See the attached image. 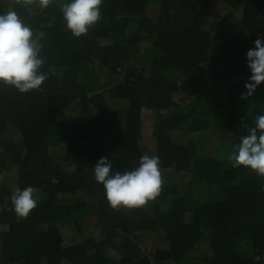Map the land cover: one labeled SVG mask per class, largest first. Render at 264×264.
Wrapping results in <instances>:
<instances>
[{
	"label": "trees",
	"instance_id": "obj_1",
	"mask_svg": "<svg viewBox=\"0 0 264 264\" xmlns=\"http://www.w3.org/2000/svg\"><path fill=\"white\" fill-rule=\"evenodd\" d=\"M55 1L0 0L32 25L47 73L28 92L0 83V264H264V175L228 159L264 111V83L240 98L264 0H103L79 37ZM95 73L108 75L102 90ZM187 89L193 104L180 110ZM143 154L160 158L161 192L111 207L96 160L123 172ZM29 185L40 197L20 217L11 196Z\"/></svg>",
	"mask_w": 264,
	"mask_h": 264
},
{
	"label": "clouds",
	"instance_id": "obj_2",
	"mask_svg": "<svg viewBox=\"0 0 264 264\" xmlns=\"http://www.w3.org/2000/svg\"><path fill=\"white\" fill-rule=\"evenodd\" d=\"M49 3L50 0H40L41 7H47ZM102 4L103 0H66L61 5L64 26L77 37L87 33L89 27L101 19ZM253 45L245 53L248 75L243 83L244 90L240 92L241 99L254 96L264 83V34H258ZM41 47L32 25L26 23L14 8L0 12V83L13 85L20 92L39 89L47 78V73L40 70L45 62L40 55ZM228 159L232 167L245 166L264 175V111L258 112L254 123L246 127V134L233 146ZM93 171L113 208L139 207L161 192L160 158L155 154H143L137 167L123 172L114 170L107 156H100ZM36 191L29 185L13 192L11 201L18 216L27 217L36 207ZM255 259L260 261L262 257L257 255Z\"/></svg>",
	"mask_w": 264,
	"mask_h": 264
},
{
	"label": "rangeland",
	"instance_id": "obj_3",
	"mask_svg": "<svg viewBox=\"0 0 264 264\" xmlns=\"http://www.w3.org/2000/svg\"><path fill=\"white\" fill-rule=\"evenodd\" d=\"M33 1H34V5L38 6L39 9H40L41 8L40 0H33ZM218 3H219V7H218L217 13L218 14H222V11L224 10L223 1H219ZM49 4H51V6H53V7H59V5H60V3L56 2L55 0H50ZM203 20L207 21L206 22L207 25L210 24L211 22H213V18L210 16L209 8L206 10V14H205ZM92 77L94 78L95 83H96V86L94 87V89L97 87L98 90H102L105 87V83L104 82H105V79L108 77V75L105 74V73H99V75L97 73H95V74H92ZM185 88H187V87H185ZM174 100L176 101L174 103L175 107L180 109V110L187 109L193 104V96L190 94L188 89L182 91L181 95L180 94H176L174 96ZM144 132H145L144 135L148 136V134H149L148 130H144ZM144 135H143V138L145 139L146 136L144 137ZM199 135H203V134L200 133ZM218 138L220 139L219 135H218ZM201 139L205 140L206 138H202V136H201L199 141H201ZM208 144H209L208 145V149H210V150H215L216 151V149L218 147H219V151L221 149V146H220V144H218V142L216 143V142L211 141V143H208ZM227 145H228V143H227ZM181 177L184 178V176H181ZM35 195L37 197H40V194L38 193V189H37ZM84 211H85V209H84ZM70 224H71V226H74L72 223H70ZM67 227H69V226L66 225L64 233H65V236L67 238H69L68 242H73V240H77L78 237H77L76 232H74L72 229H71L72 231L67 230ZM140 244H141L142 248H144L145 239H142ZM194 249H195L196 252H203L204 250H206V245L203 242L200 245H198L197 248L195 247ZM108 253H109V255L116 256L115 252L113 250H111V249L108 250ZM167 264H181V262L170 261V262H167Z\"/></svg>",
	"mask_w": 264,
	"mask_h": 264
}]
</instances>
